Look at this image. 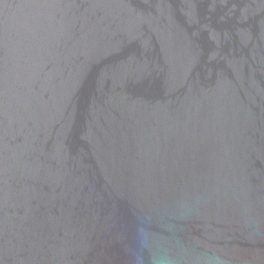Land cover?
<instances>
[{"label": "water", "instance_id": "water-1", "mask_svg": "<svg viewBox=\"0 0 264 264\" xmlns=\"http://www.w3.org/2000/svg\"><path fill=\"white\" fill-rule=\"evenodd\" d=\"M0 264H264V0H0Z\"/></svg>", "mask_w": 264, "mask_h": 264}]
</instances>
